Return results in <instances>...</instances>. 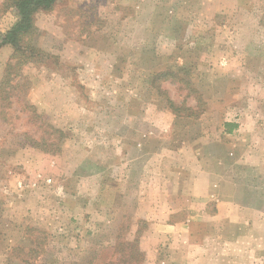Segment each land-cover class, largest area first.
Wrapping results in <instances>:
<instances>
[{
  "label": "rangeland",
  "instance_id": "rangeland-1",
  "mask_svg": "<svg viewBox=\"0 0 264 264\" xmlns=\"http://www.w3.org/2000/svg\"><path fill=\"white\" fill-rule=\"evenodd\" d=\"M34 26L32 55L0 47V264H264V0H57Z\"/></svg>",
  "mask_w": 264,
  "mask_h": 264
},
{
  "label": "trees",
  "instance_id": "trees-1",
  "mask_svg": "<svg viewBox=\"0 0 264 264\" xmlns=\"http://www.w3.org/2000/svg\"><path fill=\"white\" fill-rule=\"evenodd\" d=\"M57 0H15L14 1V7L16 9V15H17V20L15 23L11 25L9 29H7L4 32H0V47L4 45H10L12 46L15 50L20 51V53H24L27 51L29 53L28 55H32L33 52L35 53L36 50L31 47L29 44L22 45V40L25 36L30 35L34 30V14L38 10H47L52 8V6L55 4ZM17 54V53H16ZM15 54V55H16ZM3 88L1 90L4 91V86L8 84V81L5 79L3 82ZM168 107L170 110L178 115L181 110V106H176L172 100L167 99ZM188 110V108H186ZM187 116H192L193 114H186ZM192 117H197V116H192ZM225 126H229V131L230 127H234L235 125L229 122L224 123ZM55 132L60 133L61 131L59 129H54ZM133 243V242H132ZM131 242H125L124 244L127 247H133V250H131V254L126 257L125 259L119 260L117 263L120 262H135L137 261V255H141L142 251L140 248L134 243L132 244ZM133 255V256H132Z\"/></svg>",
  "mask_w": 264,
  "mask_h": 264
},
{
  "label": "crops",
  "instance_id": "crops-1",
  "mask_svg": "<svg viewBox=\"0 0 264 264\" xmlns=\"http://www.w3.org/2000/svg\"><path fill=\"white\" fill-rule=\"evenodd\" d=\"M231 131H229V133H230ZM172 195V194H171ZM173 196V195H172ZM242 207H244V211H246V212H253V213H258L259 215H261V216H263V218H260L259 220H260V224H261V227H263V225H264V207L263 206H253V205H247V206H242ZM217 208V210H218V212L217 213H219V207H216ZM169 210H167V213L168 214H170V213H173L174 212V209H170V208H168ZM220 213H222V211H220ZM148 215H149V213H146L145 215H144V217L145 216H147L148 217ZM250 223L252 224V222H250L249 220H243V221H241V224H245V226H249L250 225ZM169 227H173L172 225H169ZM262 257V256H261Z\"/></svg>",
  "mask_w": 264,
  "mask_h": 264
}]
</instances>
